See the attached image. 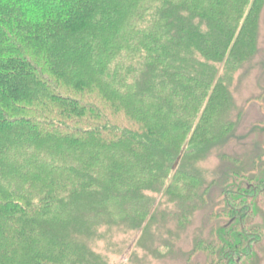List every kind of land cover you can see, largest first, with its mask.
Returning <instances> with one entry per match:
<instances>
[{"label": "trees", "instance_id": "obj_1", "mask_svg": "<svg viewBox=\"0 0 264 264\" xmlns=\"http://www.w3.org/2000/svg\"><path fill=\"white\" fill-rule=\"evenodd\" d=\"M263 7L0 0V264L248 256L245 195L264 192V120L244 124L252 104L264 116ZM237 72L262 86L239 104ZM201 209L192 248L173 254ZM221 217L235 225L211 226Z\"/></svg>", "mask_w": 264, "mask_h": 264}, {"label": "rangeland", "instance_id": "obj_2", "mask_svg": "<svg viewBox=\"0 0 264 264\" xmlns=\"http://www.w3.org/2000/svg\"><path fill=\"white\" fill-rule=\"evenodd\" d=\"M258 30H259L258 31L259 37L257 40L258 47L260 49H263L264 48V7H263L262 16L260 17V20H259ZM253 62L255 65L260 64L262 62V59L258 54H256V57H254ZM256 75H257L256 72H252L249 75L247 74V76H243L241 73L237 72L232 77L230 92L232 93L233 99H235L237 104L245 101L247 97H250L249 95H251L252 93L257 94L258 91L256 89L260 90V87H262L260 83L258 84ZM234 88H235V92L233 91ZM260 114L261 113L258 111V105L252 104L251 108L247 112V115H246L247 117H246V120L244 121L245 122L244 124L249 125L257 117L259 119L264 120V116H261ZM259 140L264 145V130L260 134ZM178 161L179 159L174 164V167H173L174 169L176 168ZM206 162L202 163V165H204V167L209 168V169H213V167H215L216 165L213 159H209L208 160L209 163L208 162L206 163ZM237 184L238 186L240 185L241 188L239 189H241V192L242 191L246 193L248 191L250 192L251 189L247 186L246 182H243V183L238 182ZM161 196L162 194L157 195L155 197V200L157 203L160 201ZM245 196H247L246 203L248 204L250 203L252 206H251V213L245 217V221L243 223H245V225L247 224V228H249L248 230L250 232L256 231V233L254 232V235L257 237L255 236L253 237V241L251 242L252 249L250 250L248 256L242 257L238 264H264V192H262L261 194H256V193L252 195L246 194ZM216 205L219 206V209L223 208V203H221L220 200L216 201ZM196 212L197 214H195L194 216L195 218H193L187 231L181 234L180 240L176 244L177 249L173 252V254L176 253V251L179 248L180 249H184V247H187L188 249L192 248L191 238L189 235H191L192 231L202 228L203 218L206 214V212H204V210L202 209ZM230 223H231L230 219L221 217V218L215 219L211 226L216 228V225L218 226L224 225V227L227 225H231V226L235 225V224H230ZM99 245H100V251H104V242H100ZM199 249L201 248L199 247L197 252H201V250ZM126 250L124 251V254L119 257H115L114 255H111L109 257L110 263H113V264L114 263L119 264L120 262H122V264L125 263L127 260L125 256L132 254L131 250H127V251ZM197 252L192 257L191 262H189L188 264H207V262L205 261L204 255H202L201 253H197ZM167 254H168V250L167 251L164 250L163 251L164 257ZM138 255H142V252H140L139 250H138ZM168 256L166 257L167 264H183L184 263V258H181L179 256L178 257L174 256V258L172 259V258H169ZM145 260L146 261H143V264H165V261L157 262L152 257H150V259L146 258ZM220 264H224V263L221 262Z\"/></svg>", "mask_w": 264, "mask_h": 264}]
</instances>
